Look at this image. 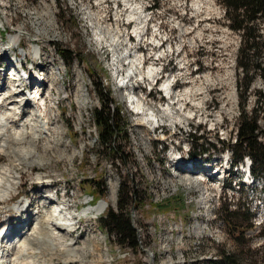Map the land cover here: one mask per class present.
I'll list each match as a JSON object with an SVG mask.
<instances>
[{
  "label": "rangeland",
  "instance_id": "374dc122",
  "mask_svg": "<svg viewBox=\"0 0 264 264\" xmlns=\"http://www.w3.org/2000/svg\"><path fill=\"white\" fill-rule=\"evenodd\" d=\"M223 16L216 0H0V50L14 46L0 56V98L12 89L19 99L38 91L36 105L27 101L15 118L6 121L18 133L22 127L28 130L37 107L41 125L47 124L50 133L48 143L34 142L37 154L10 166L19 185L0 200V230L20 228L10 244L32 225L34 220L28 222L27 214L40 207L39 196L53 197L56 191L57 204L76 225L59 246L64 250L74 241L77 258L56 250L43 253L38 264H214L215 257L223 264L227 254L237 255L240 264H264V216L259 215L264 213V184L244 178L240 169L245 159L232 169L230 155L227 164L222 161L230 154L225 145L235 143L242 101L235 61L240 38L226 27ZM21 63L26 71L35 67L34 87L11 80ZM149 66L158 70L157 80L164 73L153 87L142 80ZM132 70L137 75L131 84L124 74L119 76ZM167 79L173 85L170 94L163 93ZM132 85L140 86L144 107L152 104L159 111L171 105L168 119L158 122L164 125L162 135L154 134L156 121L147 123L149 135L134 129L147 112L130 106ZM99 89L104 96L110 92L111 113L126 126V134L117 135L109 149L99 144L92 117V111L102 107ZM255 91L264 94L263 80L252 84L243 106L246 113L254 104ZM183 116L185 121L179 118ZM259 125L264 132V121ZM163 135L167 146L156 142ZM195 138H200L197 144ZM258 138L264 143V134ZM28 141L20 146L27 148ZM199 146L207 149L202 161L190 156L199 152ZM112 147L121 153L112 154ZM42 155L41 162L37 159ZM189 159L197 169L193 174L183 171ZM11 160L12 156L0 153V166L10 165ZM38 178L50 181V188L40 190ZM163 179L167 188L159 190ZM121 186L137 190L136 200L126 208L137 234L135 250L119 245L99 225L108 209L116 210ZM94 198L99 200L90 205L105 202L104 211L79 217ZM20 201L31 203L28 213L17 215L15 204ZM218 203L221 209L212 220ZM24 224L28 225L22 228ZM196 227L201 238L193 233ZM11 253H3L5 259Z\"/></svg>",
  "mask_w": 264,
  "mask_h": 264
},
{
  "label": "bare ground",
  "instance_id": "6f19581e",
  "mask_svg": "<svg viewBox=\"0 0 264 264\" xmlns=\"http://www.w3.org/2000/svg\"><path fill=\"white\" fill-rule=\"evenodd\" d=\"M97 32H98V35L101 34V33H99V31H97ZM10 41H11V39H10ZM112 43H111L110 46L113 45ZM11 49H14V46H12V47L10 46L8 48V50H0V56L5 57L7 51H10ZM34 53L37 54L38 52H34ZM35 59H36V57H35ZM117 61H116V63H117ZM134 70H136V68ZM134 70L127 72V75L125 76L126 79L129 78L128 81H126V82H130V84H131V80L136 78V75H137V73L136 74L134 73ZM140 73H141V71H140ZM140 73H139V75H142ZM157 74H158V70L155 67L149 66L144 71V74L142 76V80L144 82H146L147 86H152V84H154L153 83L154 80L157 77ZM168 76H170V75H168ZM17 79L20 82L25 81L24 79H21L19 77V75L16 76V77H12L11 78V80H14V81H17ZM31 79H32V77H31ZM31 79L29 80V86L30 87L31 86L34 87L33 82H31ZM172 81H174V80H172ZM175 83L177 84V82H175ZM134 85H135V83H134ZM14 86L18 87L19 85L15 84ZM126 87H125V89H126ZM139 87H135V86L132 85V87H131L132 95L128 96V99L130 98L128 101H130V106L132 107V109H134L136 111H141V110L144 109V111L147 112V114L146 113H142V116L140 117V121H142V122H140V121L136 122L134 124V129L137 132H139V133H142V130H145L148 133V135H149L150 128L147 125V123L150 122V121L159 122L161 120H162V122H165V120L167 118L168 109L171 107V105L168 103V105L166 107H164L163 110H159V111H155L153 109L152 104L151 105L149 104L148 106H146L147 108L144 107L146 98L141 92H139V90L141 89ZM162 88H163V90L165 92H167L166 94H170L169 93L170 92L169 79H167V81L162 85ZM120 89H121V86H120ZM52 90H54V89L51 88L49 91L52 92ZM124 91H126V90H124ZM161 91H162V89H161ZM179 91H181V90L179 89ZM16 92H17L16 89H12L10 91V93H8L6 96L0 98V153L3 154L4 156H12V160L10 162L8 161L10 165H8V166L7 165L0 166V200L1 199H6V197L9 196V194L12 192V190H14L19 185V178L12 176V172H11L10 168L13 167V166H16L18 163L27 162L34 154H37L35 152L36 151V147L33 145L34 142L36 143L40 139H45V142H47L48 138L50 136L49 130L47 128V124L41 125L42 123H41V119H40L41 118L40 110L37 109L36 106H35L36 107L35 111L31 114L32 115V121H31V123L29 125L30 128L28 130H25L22 127L21 132L18 133L13 128L11 129V125H10V122H9L10 120L6 121V119L8 117H10V118L14 117L15 118V116L18 115V112H19V109L21 108V106L27 105L30 102H32L33 106L36 105L35 104L36 103L35 100L37 99V94H38L37 93L38 91H35V93L31 97L28 96L27 98L23 94V96H22L23 98L19 99L20 97H18L16 95ZM20 92H23V90H20ZM51 92H49V93H51ZM171 94H172V92H171ZM179 97L181 98L182 95H180ZM169 98L171 100V97H169ZM180 98H177V103H179L181 101ZM18 99H19L20 102L17 105ZM27 101H28V103H27ZM146 102H148V100ZM13 103H16V105H14L12 109L11 108L7 109V107L8 108L11 107V104H13ZM30 105H31V103H30ZM116 105H117V103H116ZM160 106H161V104H160ZM7 111L9 112V114H7L8 113ZM174 118H176V117H174ZM179 118H181L182 121H185V120H183V118L185 119L184 116L183 117H179ZM186 119H190V117L189 118L186 117ZM34 123H38L39 126H35ZM173 126H175V125L173 124ZM129 128H131V127H129ZM130 131H131V129H130ZM160 138H162V139H159V138L158 139L159 140H164V135L162 137L160 136ZM26 139H29V141L27 143L28 147L27 148H23L20 145L24 144L26 142ZM148 139H150V138H148ZM48 148H49L48 146L44 148V150H45L44 152L45 153H46V150ZM187 149H186V151H187ZM42 158H44L43 155L41 156V159H37V160L42 162L43 161ZM145 162H146V160H145ZM183 171L187 172L189 174H193L194 172L197 171V169L196 168L190 169L188 167L183 166ZM49 182L41 181V178L40 179L38 178L36 184H38L37 186H38V188L40 187V190H41L43 188H50ZM196 182L197 181L194 179V181H192V184L196 185L195 184ZM159 185H160L159 186L160 187L159 190L161 188H164V187L167 188V186H166V184L164 182V179L161 182H159ZM156 196H159V195H156ZM37 200L40 203V207L38 206L35 210L32 211V213L30 215L27 214L28 222H29V220L31 218H33L34 221H33L32 225L30 226V228H27L26 232H24V231L20 232V234H19L20 238H19V240L17 242H14V243L10 244L12 242V240L15 238V236L13 237V233L17 232V230H20V228H17L16 231L13 230V229H10V227L7 228V229L0 230V264H38V262L42 258L43 253L51 254V253H53L56 250H60V251L66 252V254L69 255L71 258H77V247L74 246L75 242L73 240H71L73 242L65 244L64 250H61V248L59 246L60 239L63 240L65 237L72 236L70 233H74L76 225H74V223H73V218L71 216H68V214L65 213L64 209L62 207H60L59 204H57L56 200L58 201V199L54 195H53V197H50V195H40ZM46 204H49V205L53 204L54 206H51L48 209ZM15 205H16V210L15 211L17 212V215L26 214V213H28V210L31 208V203L28 202V201H25V202L24 201H20V202H17V204H15ZM105 207H106V203L102 202V201L97 202V204H95L94 206H91L90 203L87 202L86 203V207H84L82 209V211L79 214V217L83 216L82 218H84V216H85L86 218H90L91 216H98L104 211ZM210 213H211V211H210ZM27 225L24 224L21 227L24 228V227H27ZM197 230H198V228L196 227V231L193 232V233L194 234H198ZM63 233H65V235H63ZM200 236L201 235H199V234L195 235L196 238L200 237ZM89 240L90 239H87V238L84 239V241H89ZM181 240L182 239H180V241ZM197 241L199 242L198 239H197ZM62 242H64V240ZM61 244H63V243H61ZM10 251L12 252L10 257L8 259H5V257H4L5 254L3 255V253H5V252L9 253ZM215 261H217L216 257H215V259H213L212 262L215 263Z\"/></svg>",
  "mask_w": 264,
  "mask_h": 264
},
{
  "label": "trees",
  "instance_id": "16d2710c",
  "mask_svg": "<svg viewBox=\"0 0 264 264\" xmlns=\"http://www.w3.org/2000/svg\"><path fill=\"white\" fill-rule=\"evenodd\" d=\"M224 10V22L226 27L239 35V44L235 56L237 73V90L242 99L240 103L241 113L236 125V140L234 144L227 143L225 146L230 150V162L236 167L245 157L250 158V173L253 178L264 184V143L259 141V134H264L259 122L264 121V94L260 91L253 92L254 104L247 113L243 110L250 94L252 84L256 79L264 81V0H216ZM60 57L65 60L63 53ZM98 93L103 100L102 107L92 111L93 122L98 128L99 144L103 149L110 147V142L119 135L126 134V126L117 121L109 107L112 104L110 92L101 89ZM194 137V136H193ZM200 138H195L198 142ZM199 152L192 156L206 155L207 149L199 146ZM112 154H120V148L112 147ZM200 153V154H199ZM121 186L118 191L116 210L108 209L104 216L99 219V225L108 235L115 237L117 243L135 250L138 246L136 230L126 208L137 198V190ZM99 199L94 198L93 201ZM161 206V205H160ZM158 206V207H160ZM165 207V206H163ZM264 235V233H261ZM239 257L227 254L223 264H240ZM219 261L214 264H218Z\"/></svg>",
  "mask_w": 264,
  "mask_h": 264
}]
</instances>
